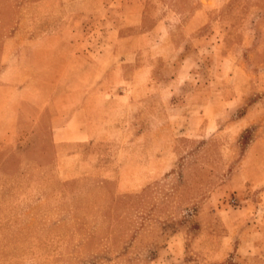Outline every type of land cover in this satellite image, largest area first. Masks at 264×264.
<instances>
[{
    "label": "rangeland",
    "instance_id": "obj_1",
    "mask_svg": "<svg viewBox=\"0 0 264 264\" xmlns=\"http://www.w3.org/2000/svg\"><path fill=\"white\" fill-rule=\"evenodd\" d=\"M61 2L0 0V264H264V0Z\"/></svg>",
    "mask_w": 264,
    "mask_h": 264
},
{
    "label": "crops",
    "instance_id": "obj_2",
    "mask_svg": "<svg viewBox=\"0 0 264 264\" xmlns=\"http://www.w3.org/2000/svg\"><path fill=\"white\" fill-rule=\"evenodd\" d=\"M49 1H51L54 4L56 3V0H49ZM92 1L96 4L99 12L96 11V12L86 13V15L84 16L95 17L96 19L106 18L107 17V2H105V0H81L80 3L83 2L85 5V3L88 2L90 5L92 4ZM218 2H220V0H209L210 5L217 4ZM61 4L63 5V8H65L69 12V15H72V13L70 14V9L72 8L73 10V5H76V0H62ZM83 8L85 9L86 6H84ZM90 9L91 8H88L87 10H90ZM198 17L202 18V12H196L193 20H197Z\"/></svg>",
    "mask_w": 264,
    "mask_h": 264
}]
</instances>
